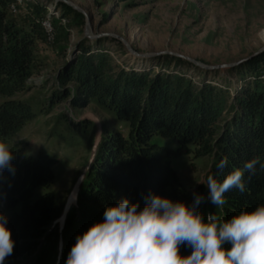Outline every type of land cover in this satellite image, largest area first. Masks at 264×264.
<instances>
[{
    "label": "trees",
    "instance_id": "1",
    "mask_svg": "<svg viewBox=\"0 0 264 264\" xmlns=\"http://www.w3.org/2000/svg\"><path fill=\"white\" fill-rule=\"evenodd\" d=\"M14 2L0 0V139L3 140L35 117L28 105L12 96L26 89L36 66L34 48L39 40H44L37 22L19 26L9 17L13 16L9 6ZM262 61L264 56L252 61L249 72L253 80L230 94L207 84L194 87L180 76L150 77L147 73L122 70L112 73L106 56L89 54V49L83 47L80 56L63 68L59 79L65 85L75 86V105L84 106L95 100L126 130L102 136L74 203L63 221L57 222L47 235V227L60 216L54 194L48 191L57 161L41 152L23 158L18 149L12 148L15 172L6 169L0 175V211L7 216L15 240L13 254L5 264L20 259L26 260V264H57V259L58 264H65L77 235L103 219L106 205L124 197L138 202L140 207L149 192L191 203L193 197L179 184L162 150L174 156L189 153L195 158L210 156L212 163L206 177L215 175L218 180L253 157L264 162V81L257 72ZM70 95L71 90H66L57 98L66 99ZM1 98L5 100L1 102ZM224 113L228 114L226 118ZM155 137L173 141L177 149L155 145L152 143ZM225 158L228 166L220 173L217 165ZM245 184L243 193L233 189L225 194L222 208L206 201L200 211L205 217L213 213L229 219L241 210L264 204V171L257 167L255 175L245 173ZM38 190L43 193H37ZM196 192L207 197L203 184ZM190 251L181 247L182 254Z\"/></svg>",
    "mask_w": 264,
    "mask_h": 264
},
{
    "label": "rangeland",
    "instance_id": "2",
    "mask_svg": "<svg viewBox=\"0 0 264 264\" xmlns=\"http://www.w3.org/2000/svg\"><path fill=\"white\" fill-rule=\"evenodd\" d=\"M17 4L18 13L9 15L16 24L34 21L40 26L44 18L53 30L51 43L45 38L36 43V66L26 89L12 96L28 105L35 117L5 139L23 158L41 152L57 161L48 191L54 194L60 216L47 227L46 235L74 203L94 157L97 135L100 141L108 132L126 130L95 100L75 105V86L59 79L83 47L89 54L106 56L112 73L180 76L194 87L207 84L230 94L253 80L251 63L264 56V0H21ZM257 70L264 76V61ZM66 90H71L69 97L57 98ZM152 143L177 149L173 141L159 137ZM162 154L193 197V189L206 179L211 157L174 156L166 150Z\"/></svg>",
    "mask_w": 264,
    "mask_h": 264
},
{
    "label": "clouds",
    "instance_id": "3",
    "mask_svg": "<svg viewBox=\"0 0 264 264\" xmlns=\"http://www.w3.org/2000/svg\"><path fill=\"white\" fill-rule=\"evenodd\" d=\"M98 146L99 134L94 150ZM13 160L11 145L0 139V175L6 169L15 172ZM227 166V159H222L218 172ZM257 167L264 171V162L253 157L222 180L208 175L199 182L207 197L193 189L191 203L149 192L143 207L128 197L106 205L103 219L77 235L65 264H264V204L229 219L213 213L205 217L200 211L206 201L222 208L225 194L233 189L243 193L245 173L255 175ZM182 246L191 251L182 254ZM14 248L8 218L0 211V264Z\"/></svg>",
    "mask_w": 264,
    "mask_h": 264
},
{
    "label": "built area",
    "instance_id": "4",
    "mask_svg": "<svg viewBox=\"0 0 264 264\" xmlns=\"http://www.w3.org/2000/svg\"><path fill=\"white\" fill-rule=\"evenodd\" d=\"M21 0H15L14 3H12L10 6H9V12L12 14V15H16L18 13V7H19V4L17 3H20ZM40 27L43 31V34H44V38L46 40V42H50L53 40V30L49 24V22L42 18L40 20ZM259 79H263L264 80V76H259Z\"/></svg>",
    "mask_w": 264,
    "mask_h": 264
},
{
    "label": "water",
    "instance_id": "5",
    "mask_svg": "<svg viewBox=\"0 0 264 264\" xmlns=\"http://www.w3.org/2000/svg\"><path fill=\"white\" fill-rule=\"evenodd\" d=\"M65 3H67L68 5H70L68 2H65ZM76 10H79V9H77L76 7H74ZM209 69V68H208ZM210 69H214V68H210Z\"/></svg>",
    "mask_w": 264,
    "mask_h": 264
}]
</instances>
